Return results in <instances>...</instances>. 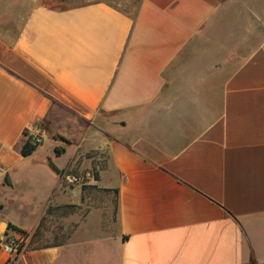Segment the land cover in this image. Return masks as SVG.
Instances as JSON below:
<instances>
[{"label":"crops","instance_id":"crops-1","mask_svg":"<svg viewBox=\"0 0 264 264\" xmlns=\"http://www.w3.org/2000/svg\"><path fill=\"white\" fill-rule=\"evenodd\" d=\"M40 1L0 0V223L18 226L2 213L22 191L18 228L44 243L14 264H264V14ZM231 4L240 29L225 27ZM54 106L87 132L57 136ZM27 138L41 143L23 157Z\"/></svg>","mask_w":264,"mask_h":264},{"label":"rangeland","instance_id":"rangeland-1","mask_svg":"<svg viewBox=\"0 0 264 264\" xmlns=\"http://www.w3.org/2000/svg\"><path fill=\"white\" fill-rule=\"evenodd\" d=\"M62 2L60 4H56V2H52L51 0H41L40 4H44V3H48L51 4L50 6L52 7H64V8H68V7H72V6H77V5H83V4H88L91 2H96V1H103L107 4H110L112 6H114L115 8L128 13L129 15H133L138 6L140 5L142 0H61ZM247 1V0H246ZM249 2L253 3L254 9L256 10L257 13L260 14H264V0H248ZM33 2V1H32ZM52 2V3H51ZM238 6H234L231 4L230 6V10L233 9L232 11V15H230V17L227 19V23H226V28L229 29H240L242 24V21H240V13H239V9L237 8ZM229 22V23H228ZM251 29V27H248ZM253 28V26H252ZM260 28V27H259ZM260 36L264 35V27H262V29H260L259 31ZM259 38H254L252 40V43L255 44ZM52 117L54 119V123H53V128L54 131L56 133L57 136H61L63 138H68L69 140H76V138H79L80 135H82L83 133L87 132L88 129V125L86 123L80 122L78 121L76 118H74V116L68 112H66L63 108H60L58 106H54L53 110H52ZM44 145V150H46L48 153L51 151L49 149V143L47 141H45L43 143ZM52 152V151H51ZM96 174H93V176H95ZM86 182L85 180L82 181V179H78V183H84ZM82 203H86L88 204H94L96 205V207L98 206L99 208L102 209V216H106L105 212L103 211V209L105 208L107 201L106 198L104 197V194L102 192H99L97 190H91L89 186H83L82 187ZM11 191V190H10ZM17 193V192H16ZM25 193H22L19 196H16V199L18 197H20L19 200H16V203H12V202H7L4 206V211L2 213L3 216H5L7 219L14 221L15 223L18 224V226L20 227H24L26 225V221L27 220V216H28V212L27 210L23 209V206L19 205L18 203L21 201V197L24 196ZM113 205V203H112ZM21 206V207H20ZM80 215H82V217L86 216V212H88L87 207L84 208L83 210L80 207ZM114 222V219H111ZM1 223H5L4 226H0V234L1 236H10V238H13L15 235V237H17V239L19 241H22V243H26L27 247H33V246H38L40 244H44L41 242H33L32 240L34 238H32L31 240H29L28 242H25L28 239V231L26 230H22L24 231L26 234H21L15 231L14 236L12 231H14L13 229H21L20 227L18 228V226H14V224H12L11 222L6 223L5 221H2ZM73 227V224H70L68 226V229H71ZM30 232H32V230H30ZM38 234V231L36 230L34 232V235Z\"/></svg>","mask_w":264,"mask_h":264},{"label":"built area","instance_id":"built-area-1","mask_svg":"<svg viewBox=\"0 0 264 264\" xmlns=\"http://www.w3.org/2000/svg\"><path fill=\"white\" fill-rule=\"evenodd\" d=\"M32 142L36 145L41 143L39 138H34ZM24 250V243L19 241L17 237L14 238H3L0 240V252L7 255V259L3 264H14L17 257Z\"/></svg>","mask_w":264,"mask_h":264},{"label":"trees","instance_id":"trees-1","mask_svg":"<svg viewBox=\"0 0 264 264\" xmlns=\"http://www.w3.org/2000/svg\"><path fill=\"white\" fill-rule=\"evenodd\" d=\"M53 3L54 2H56V4H60L62 1L61 0H51ZM51 2V3H52ZM42 5H44V6H47V7H49V8H52V9H60V10H63V9H65L64 7H62V6H60V7H52V6H50L51 4H48L47 2L46 3H44V4H42ZM108 5H110V4H108ZM111 7H113V8H115L114 6H112V5H110ZM139 7V6H138ZM115 9H117V8H115ZM138 9V8H137ZM117 10H119V9H117ZM119 11H121V10H119ZM137 11V10H136ZM121 12H123V11H121ZM123 13H125V12H123ZM125 14H127L128 16H130L132 19L135 17V15H136V12L131 16V15H129L128 13H125ZM38 145H36V144H34L33 142H32V139L31 138H27L25 141H24V143H23V145H22V148H21V155L23 156V157H26V156H28V155H30L35 149H36V147H37ZM54 153L56 154V155H59L60 153H61V149H55L54 150ZM14 231H16V232H18V233H21V234H26L24 231H22V230H19V229H16V228H14L13 229Z\"/></svg>","mask_w":264,"mask_h":264},{"label":"water","instance_id":"water-1","mask_svg":"<svg viewBox=\"0 0 264 264\" xmlns=\"http://www.w3.org/2000/svg\"><path fill=\"white\" fill-rule=\"evenodd\" d=\"M7 182H8V184H10L9 181H8V179H7ZM2 225L4 226L5 223H0V226H2Z\"/></svg>","mask_w":264,"mask_h":264},{"label":"bare ground","instance_id":"bare-ground-1","mask_svg":"<svg viewBox=\"0 0 264 264\" xmlns=\"http://www.w3.org/2000/svg\"><path fill=\"white\" fill-rule=\"evenodd\" d=\"M2 226H3V225H2ZM2 226H1V227H2Z\"/></svg>","mask_w":264,"mask_h":264}]
</instances>
